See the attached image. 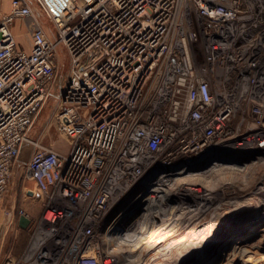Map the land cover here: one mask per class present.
<instances>
[{"label":"built area","instance_id":"obj_1","mask_svg":"<svg viewBox=\"0 0 264 264\" xmlns=\"http://www.w3.org/2000/svg\"><path fill=\"white\" fill-rule=\"evenodd\" d=\"M34 1L59 37L46 31L31 0H11L0 18V202L53 96L64 46L70 75L57 118L72 145L67 153L39 147L27 172L47 198L42 220L53 236L69 211L80 215L69 253L76 264H99L81 247L94 241L117 195L146 186L147 171H210L221 157L264 149V53L250 48L264 35L256 4L248 15L241 0ZM18 21L31 35L28 50L12 31ZM240 100L250 103L256 126L245 137L237 136ZM61 202L67 210L55 206Z\"/></svg>","mask_w":264,"mask_h":264},{"label":"rangeland","instance_id":"obj_2","mask_svg":"<svg viewBox=\"0 0 264 264\" xmlns=\"http://www.w3.org/2000/svg\"><path fill=\"white\" fill-rule=\"evenodd\" d=\"M31 1H33V8L39 15L46 31L52 38L59 37L51 19L44 14L34 0ZM263 2L264 0H261V3L260 0H241L240 8L248 15H254L249 11L247 12V8L256 4L257 6H254L264 12L260 8V4ZM259 14L261 15V13ZM22 22H16L14 26L15 30L12 31H14L13 33L17 43L22 48L28 50L31 45V35L29 34L27 26H25L26 23L24 22V24ZM259 32L261 34L264 32V25L261 26ZM254 41L251 43L253 47L251 46L250 48L252 50L256 48L254 50L255 52L264 53V35L257 39L254 36ZM196 51L203 52L204 50L196 49ZM200 62L201 60L196 58V63ZM69 75L70 63L68 52L64 46H61L58 49L57 83L53 96L50 97L49 101L37 116L29 132L31 142L24 147L23 151V156L26 161H21L16 166L10 192L2 203L5 207H14L18 211V214L20 210H24L33 219L31 225L27 228L28 231L19 237L17 249L24 253L20 261H15L16 264H76L75 256H69V253L74 250L72 229L76 227L80 215L69 211L61 223L63 225L61 235L53 236L52 229L50 231L49 227L42 220L48 208L47 198L38 191L34 181L29 177L27 172L28 163L30 162L32 154L39 147L52 148L62 153H67L70 150L72 140L67 134L66 127L57 118L60 108L58 96L66 85ZM231 78L234 79L233 76ZM237 94L239 97L243 96V98L246 96V93L242 92H237ZM249 109L250 103L240 100L237 109V136L239 137L251 135L254 127H256L253 125L254 120L252 116H248ZM257 149L258 144H255L252 149L253 152L251 153L237 154V157H221L217 160V165L210 171H207L203 165L186 170L179 168V173H177L176 169H174L175 171L170 169V166H167L168 168L163 166L159 169V174L153 176L149 175V171H147L145 176L147 181H145L146 186L136 183L129 187L125 193L117 195L114 198L112 209L102 220L101 227L94 241L91 244L83 245L81 247V254L95 256L99 264H135L136 262H138L136 264H192L193 257L190 259L188 245L171 248L172 250H160L159 248L149 249L140 244L148 239L142 233V230L148 229L149 226L151 228V226L156 227L158 225L174 227L175 229L177 228L176 231H180L185 227H193L202 222V224H208L216 218H219L218 216L227 217L234 214L235 211H237V217L229 218L228 221L230 228H232L231 230L237 229V232H242V229H251L248 218H256L258 215L263 217L264 215V149L261 151ZM235 164H237V169L229 167ZM168 172L170 177L167 180H159V175L167 174ZM188 172L190 174H187ZM185 174L189 176L192 174L198 175L188 177L184 180L181 179L176 184L173 183V180H177L178 177L185 176ZM187 186L203 189L202 193L200 195L194 193ZM184 188H188V190ZM29 192H32L33 196H29ZM232 202L233 205H231ZM245 202L248 204L246 207L244 206L246 204ZM240 204L243 206H240ZM55 206L59 209L67 210L65 203L61 202L60 205L56 203ZM247 208L249 209L246 210ZM252 230V233H245L243 236L237 237L236 240L230 241V244L226 243V240L214 245L211 242L208 245L213 249L208 255L209 264H264V220L252 227ZM131 232L139 237L137 238ZM44 237L45 242L40 245L42 243L40 240ZM59 238H61V242L56 241ZM239 241L240 243H237ZM123 246L126 247L124 248ZM166 254L168 255L167 257L163 256Z\"/></svg>","mask_w":264,"mask_h":264},{"label":"bare ground","instance_id":"obj_3","mask_svg":"<svg viewBox=\"0 0 264 264\" xmlns=\"http://www.w3.org/2000/svg\"><path fill=\"white\" fill-rule=\"evenodd\" d=\"M261 3V0H260ZM264 3V2H263ZM260 4V8H262L264 10V4ZM261 10V9H260ZM261 23H259L257 30L259 31L261 26L264 25V12L261 10ZM263 28V27H262ZM252 35V34H251ZM244 38L247 40V38L244 35ZM222 167V166H221ZM220 167V168H221ZM224 167V166H223ZM203 174V173H202ZM175 175V174H174ZM198 174H192V175H187L185 174V176H181L178 177L177 180H173V183L176 184V182L180 181L181 179L184 180L188 177H194ZM170 177V175L168 176ZM175 177V176H174ZM170 180V179H169ZM172 180V179H171ZM164 184V183H163ZM167 184V183H166ZM169 184V183H168ZM186 184V183H185ZM184 184V185H185ZM157 185V184H156ZM179 185V184H178ZM159 186V185H158ZM170 186V185H168ZM172 186V184H171ZM194 186V185H193ZM154 187V186H153ZM161 187V186H160ZM167 187V186H165ZM175 187H177L175 185ZM185 187V186H182ZM188 187V186H187ZM155 188V187H154ZM158 188V187H157ZM170 188V187H169ZM173 189H175L174 187H172ZM190 190L192 189V191L194 193H197L200 195V193H202V190L200 188H191L188 187ZM188 188H184L186 190H188ZM164 189V188H163ZM183 189V190H184ZM171 190V189H170ZM169 192V191H167ZM174 192V191H173ZM181 192V191H180ZM177 193V192H176ZM204 193V192H203ZM162 194V193H160ZM174 194V193H173ZM205 194V193H204ZM163 195V194H162ZM175 195V194H174ZM153 197V196H152ZM193 197V196H192ZM201 197V196H200ZM161 198V197H159ZM198 198V197H197ZM210 198V197H208ZM149 199V198H148ZM153 199V198H152ZM157 199V198H156ZM163 199V198H162ZM168 199V198H167ZM160 200V199H159ZM169 200V199H168ZM167 200V201H168ZM179 200V199H178ZM181 200V199H180ZM199 200V199H198ZM150 201V200H149ZM163 201V200H162ZM206 201V200H205ZM233 201V200H232ZM153 202V201H152ZM200 202V201H199ZM234 202V201H233ZM233 202L231 205H233ZM249 202V201H248ZM254 202V201H253ZM145 203V202H144ZM154 203V202H153ZM226 203V202H225ZM224 203V204H225ZM246 204L244 205L245 207L248 206L247 202H245ZM250 203V202H249ZM199 204V203H198ZM209 204V203H208ZM264 204V203H263ZM155 205V204H154ZM157 205V204H156ZM162 205V204H161ZM186 205V204H185ZM201 205V204H200ZM216 205V204H215ZM242 204H240L241 206ZM251 205V204H249ZM153 206V205H152ZM158 206V205H157ZM167 206V205H166ZM183 206V205H182ZM210 206V204H209ZM243 206V205H242ZM253 206V205H252ZM184 207V206H183ZM188 207V206H187ZM201 207V206H200ZM256 207V206H255ZM152 208V207H151ZM160 208V207H159ZM162 208V207H161ZM197 208V207H195ZM208 208V207H207ZM212 208V207H211ZM218 208V207H217ZM224 208V207H223ZM222 208V209H223ZM157 209V207H156ZM155 209V210H156ZM181 209V208H180ZM199 209V208H198ZM249 208H247L246 210H248ZM154 210V211H155ZM186 211V210H185ZM200 211V210H199ZM197 211V212H199ZM243 212V211H242ZM233 213V212H232ZM199 214V213H198ZM256 215V214H255ZM204 216V215H203ZM218 216V214H217ZM154 217V216H153ZM180 217V216H178ZM183 217V216H182ZM192 217V216H191ZM216 218L214 221L208 223V224H196V226L193 227H188V228H184L183 230L180 231H176L177 228L175 229L174 227H170V226H154L146 230H142V233H144V235L146 237H148V239L146 241L141 242L140 244L142 246H145L146 248L149 249H153V248H159L161 249H171V248H176L182 245H188L189 247V253H190V259L192 258V264H209V257L208 255L210 254V252L213 250L211 249L208 245H210L211 242H213L214 244H218L221 241H225L226 243H229L230 241L236 240L237 237L243 236L245 233H252V227L258 225L260 222H262L264 220V215L263 217L260 215H258V217L253 218L250 217L248 218L250 220L249 226H251V229H242V232H237V229L235 230H231L232 228H230V224H228L229 218H234L237 217V211L234 212V214L227 216V217H220ZM249 217V216H248ZM149 218V217H148ZM155 218V217H154ZM157 218V217H156ZM163 219V218H162ZM187 219V218H186ZM199 219V218H198ZM152 220V219H151ZM156 220V219H155ZM183 220V219H182ZM193 220V219H192ZM191 220V221H192ZM154 221V220H153ZM159 221V220H158ZM162 221V220H161ZM190 221V220H189ZM163 223H165L164 221H162ZM196 222V221H195ZM158 223V222H157ZM176 223V222H175ZM178 223V222H177ZM187 223V222H186ZM191 223V222H190ZM153 224V223H152ZM243 224V223H242ZM248 224V223H247ZM141 225H143L141 223ZM178 225V224H176ZM174 226V225H173ZM135 227V226H134ZM239 227V226H238ZM137 228H138V224H137ZM134 228V229H137ZM230 228V229H229ZM52 230H55L52 228ZM132 230V229H131ZM141 230V228H140ZM139 230V231H140ZM258 231V230H257ZM136 232V231H135ZM133 233V232H131ZM257 233V232H256ZM135 234V233H133ZM132 234V235H133ZM139 234V233H137ZM120 235V234H119ZM124 235V234H123ZM128 235V234H127ZM136 235V234H135ZM143 235V236H144ZM137 236V235H136ZM142 236V235H141ZM144 236V237H145ZM139 236H137L138 238ZM116 238V237H115ZM228 239V240H227ZM239 239V238H238ZM109 240V239H108ZM119 240V239H118ZM138 240V239H136ZM129 241V240H128ZM243 241V240H242ZM110 242V241H109ZM125 242V241H124ZM52 243V242H51ZM115 243V242H114ZM231 243V242H230ZM229 243V244H230ZM237 243H240L237 242ZM139 245V244H138ZM118 246V245H117ZM122 246V245H121ZM127 246V245H126ZM125 246V247H126ZM137 246V244H136ZM224 246V245H223ZM124 247V246H123ZM122 247V248H123ZM124 247V248H125ZM185 247V246H184ZM121 248V249H122ZM136 248V247H135ZM139 248V246H138ZM182 248V247H181ZM179 248V249H181ZM120 249V247H119ZM140 249V248H139ZM142 249V248H141ZM128 252L129 250L126 249ZM138 250V249H137ZM156 250V249H155ZM172 250V249H171ZM174 250V249H173ZM120 251V250H119ZM125 252V250H123ZM133 251V250H132ZM147 251V250H146ZM145 251V252H146ZM149 251V250H148ZM151 251V250H150ZM163 251V250H162ZM217 251V250H216ZM219 251V250H218ZM112 252V251H111ZM114 252V251H113ZM141 252V251H140ZM242 252V251H241ZM131 253V252H130ZM135 253V252H134ZM151 253V252H150ZM156 253V252H155ZM176 253V252H175ZM146 254V253H145ZM149 254V253H148ZM181 254V253H180ZM111 255V254H110ZM139 255V254H138ZM212 255V254H211ZM124 256V255H123ZM127 256V255H126ZM165 257H167L168 255H163ZM171 256V255H170ZM48 257V256H47ZM108 257V256H107ZM145 257V256H144ZM160 257V256H159ZM172 257V256H171ZM178 257V256H177ZM218 257V256H216ZM115 258V257H114ZM189 258V257H188ZM112 259V258H111ZM137 259V258H136ZM155 259V258H154ZM179 259V258H178ZM49 260V259H48ZM153 260V259H152ZM130 261V260H129ZM135 261V260H134ZM165 261V260H164ZM136 262V261H135ZM168 262V261H167ZM180 262V261H179ZM138 263V262H136ZM135 263V264H136ZM144 263V260H143ZM176 264V263H175ZM179 264V263H178ZM187 264V263H186Z\"/></svg>","mask_w":264,"mask_h":264},{"label":"crops","instance_id":"obj_4","mask_svg":"<svg viewBox=\"0 0 264 264\" xmlns=\"http://www.w3.org/2000/svg\"><path fill=\"white\" fill-rule=\"evenodd\" d=\"M10 5L11 0H4L0 2V18L2 15L8 13ZM14 26L12 27V30H15ZM25 26L27 25L25 24ZM28 195L33 196L30 192ZM4 200L0 202V264H16L15 261H20L24 253L23 251H18L17 249L19 237L22 236L24 232H27L28 229L21 228L20 217L22 215L18 214V211H16L14 207L9 208L7 206H3L4 204L2 203ZM29 218L33 221L30 216Z\"/></svg>","mask_w":264,"mask_h":264},{"label":"water","instance_id":"obj_5","mask_svg":"<svg viewBox=\"0 0 264 264\" xmlns=\"http://www.w3.org/2000/svg\"><path fill=\"white\" fill-rule=\"evenodd\" d=\"M61 84V83H60ZM26 146V145H25ZM24 146V147H25ZM23 151H24V148H23V150H22V152H21V155H20V157H19V161L21 162H23V161H26L25 160V158H24V156H23ZM189 172H192V171H189ZM189 172L187 173V174H189ZM30 194H32V192H30ZM31 219L29 218V217H27V216H21L20 217V226H21V228H23V229H27L30 225H31Z\"/></svg>","mask_w":264,"mask_h":264}]
</instances>
